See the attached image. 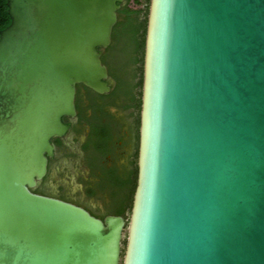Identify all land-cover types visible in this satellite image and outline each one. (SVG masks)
<instances>
[{
    "label": "water",
    "instance_id": "1",
    "mask_svg": "<svg viewBox=\"0 0 264 264\" xmlns=\"http://www.w3.org/2000/svg\"><path fill=\"white\" fill-rule=\"evenodd\" d=\"M124 2L6 0L0 264H264V0H150L128 219L34 192Z\"/></svg>",
    "mask_w": 264,
    "mask_h": 264
},
{
    "label": "flooded vegetation",
    "instance_id": "2",
    "mask_svg": "<svg viewBox=\"0 0 264 264\" xmlns=\"http://www.w3.org/2000/svg\"><path fill=\"white\" fill-rule=\"evenodd\" d=\"M131 2L135 3L129 0L130 5ZM126 3L127 0L120 4L121 8ZM101 52L102 62L115 83L104 95L77 85L76 117L63 119L70 129L62 138L52 140L54 155L48 161L45 178L34 190L37 194L83 207L95 217L112 213L124 204L130 189L114 182L127 181L134 173L138 175L139 150L129 141V125L133 117L128 111L132 109L127 108L130 102L125 86L118 88L115 75L130 82L134 67L126 55L117 50ZM109 66L115 73L110 72ZM106 135L110 137L109 142L99 143L100 138ZM127 210L131 209L126 207L124 213Z\"/></svg>",
    "mask_w": 264,
    "mask_h": 264
},
{
    "label": "trees",
    "instance_id": "3",
    "mask_svg": "<svg viewBox=\"0 0 264 264\" xmlns=\"http://www.w3.org/2000/svg\"><path fill=\"white\" fill-rule=\"evenodd\" d=\"M150 3V0H148ZM141 1L135 0V5H139ZM144 10H134L132 6L129 4V0L127 3L122 6L121 10L118 13V23L113 31V40L112 44L106 50L113 51L117 50L122 55H126L128 58V62H130L134 69L132 72L130 82H126L123 80V76H120L115 73V70L109 66L110 72L115 73L117 75L118 88L125 86V94L128 97L130 104L127 108L133 110L141 109V95L139 96L136 90L142 87L143 78L141 76L140 80L135 83L134 77L137 75V64L141 61L143 62L144 58V45H145V35H146V25L147 20L141 21L140 17ZM11 23L10 16L8 14V7L6 4V0H0V31L8 27ZM128 40V41H127ZM128 47V49H126ZM119 50V51H118ZM126 108V107H125ZM133 121L129 125V141L133 144L134 147H139V127H140V115L137 117L132 113ZM110 140V137L107 135L101 137L98 141L99 143L107 144ZM137 174L134 173L130 176V179L127 181L117 180L114 182L115 185L119 186H128L130 189L129 195L124 199V204L118 206L116 210L112 213L99 214L96 217L100 219H104L109 215H117V216H125V208H132V200L133 193L136 187ZM127 219V218H126Z\"/></svg>",
    "mask_w": 264,
    "mask_h": 264
},
{
    "label": "rangeland",
    "instance_id": "4",
    "mask_svg": "<svg viewBox=\"0 0 264 264\" xmlns=\"http://www.w3.org/2000/svg\"><path fill=\"white\" fill-rule=\"evenodd\" d=\"M135 1V0H134ZM139 1H141V3L139 4V5H135V3L134 4H132L133 2H131V6H132V8H134V10H144V12L142 13V15H141V17H140V19H141V21H145V20H147V18H148V12H149V2H148V0H139ZM147 26V25H146ZM128 41V40H127ZM126 49H128V47H126ZM129 50V49H128ZM136 69H137V75H136V77H134V82L135 83H137L139 80H140V78H141V76H142V78H143V62H139L138 64H137V66H136ZM141 91H142V87H140V88H138L137 90H136V92H137V94L140 96L141 95ZM129 113L128 114H130V115H132V113H134V115L137 117L138 115H140V111L139 110H129L128 111ZM116 113V112H115ZM115 113L113 114L114 116H115ZM130 117V116H129ZM133 147V146H132ZM130 213H131V210L129 211V210H127V212L125 213V216H126V218L128 219L129 217H130ZM126 243H124V245H125Z\"/></svg>",
    "mask_w": 264,
    "mask_h": 264
}]
</instances>
